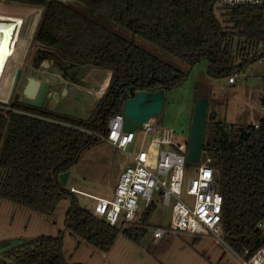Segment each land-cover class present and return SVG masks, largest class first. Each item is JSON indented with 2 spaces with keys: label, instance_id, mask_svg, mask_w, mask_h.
Returning a JSON list of instances; mask_svg holds the SVG:
<instances>
[{
  "label": "trees",
  "instance_id": "16d2710c",
  "mask_svg": "<svg viewBox=\"0 0 264 264\" xmlns=\"http://www.w3.org/2000/svg\"><path fill=\"white\" fill-rule=\"evenodd\" d=\"M7 1L41 6L31 43L52 52L58 63L84 67L86 77L96 84L93 88H106L87 117L19 100L10 107L0 105V197L49 215L60 199L70 200L63 230L0 242V264H87L66 256L65 232L106 251L119 227L81 205L77 194L61 184L60 174L78 161L82 150L102 140L97 134H107L108 120L122 111L126 98L137 90L180 86L187 73L101 26L75 4L99 13L101 20L110 18L188 65L206 59L207 74L213 78L237 75L264 57V46L259 49L264 5L228 6L221 0ZM261 87L264 107V75ZM201 95L209 99L205 92L196 97ZM48 101L46 105L54 107ZM201 158L209 160L223 196L224 240L238 253L245 248L253 252L263 241L256 224L264 220V118L228 122L209 108ZM153 209L150 202L137 221L146 224ZM123 233L139 241L143 229L132 226Z\"/></svg>",
  "mask_w": 264,
  "mask_h": 264
},
{
  "label": "rangeland",
  "instance_id": "374dc122",
  "mask_svg": "<svg viewBox=\"0 0 264 264\" xmlns=\"http://www.w3.org/2000/svg\"><path fill=\"white\" fill-rule=\"evenodd\" d=\"M75 7L96 18L101 26L132 39L148 52L187 73L186 80L182 85L164 91L161 112L153 119L155 128L145 135L142 147L146 146L151 135L167 127L174 130V142H179L182 139L187 140L194 102L200 92L209 95L208 110L209 108L214 109L220 119L228 122L246 123L257 122L260 118H264V107L260 104L264 57L235 75L234 82H230L227 77L213 78L207 74L208 61L206 59H202L194 65H188L155 44L134 35L110 18L99 19L96 15L100 14L89 7L77 3ZM42 11L41 6L0 0V13L6 14V16L19 15L23 18L14 54L0 80V105L3 102H16L17 100L27 103H31V100L36 102L39 97L42 98L41 96L44 95L43 89L48 88V85H53L52 82L55 81V78L60 80L59 85L65 87L68 84L65 80L80 83L84 81V77L88 76L89 72H84V69L80 67L82 72L79 73V79L73 78L76 68L67 63H58L52 52L35 47L31 43ZM260 48H262V44L259 45ZM17 67L21 68L20 79L12 95L8 97L13 74ZM94 67L105 71L102 67ZM57 73L65 80L60 79ZM48 74H50L49 77ZM29 86L31 87L28 90ZM33 86H37L36 89ZM61 90L64 93L65 89L62 88L59 91ZM76 92L79 91L76 90ZM56 95L60 96V94ZM39 103L44 104L46 101L41 99ZM57 106L65 112L76 113L71 103L61 101ZM136 133L137 137L134 143L128 146V150L132 153L141 147L143 138L141 128H138ZM166 147L170 146L166 145ZM203 160L200 158V163ZM131 163L132 160L126 152L102 139L82 150L78 161L68 170L65 186L67 188L73 186L84 192L109 197L113 194L121 171ZM195 170L196 166L187 167L183 188L187 179L195 174ZM77 196L81 205L90 210L93 209L95 204L93 198L82 194H77ZM69 203L68 197L60 199L53 213L49 215L33 211L26 206L0 197V242L10 239H32L40 235H57L59 230L64 229V218ZM151 203L154 209L147 223L140 224L137 221L143 211L142 205H140L132 222L121 221L117 224L119 232L106 251L95 247L77 235L65 232L64 250L66 256L71 262L87 264H239V256L224 240L222 232L220 239H216L210 233L194 235L178 230H170L159 237H154L155 227L167 228L169 226L171 203L164 204L156 192L151 195ZM132 226L143 229L139 241L130 239L123 233L124 228Z\"/></svg>",
  "mask_w": 264,
  "mask_h": 264
},
{
  "label": "built area",
  "instance_id": "2783aa9c",
  "mask_svg": "<svg viewBox=\"0 0 264 264\" xmlns=\"http://www.w3.org/2000/svg\"><path fill=\"white\" fill-rule=\"evenodd\" d=\"M221 2L228 6L264 5V0ZM234 76L228 78L230 82H234ZM16 102L3 104L10 107L11 103ZM153 119L141 123L139 129L143 130V138L141 147L135 153L129 151L128 146L134 143L137 129L133 131L124 129L122 111L110 117L106 135L97 134L126 152L132 160V163L121 171L111 196H98L75 187H70V190L93 198L95 204L92 213L111 225L121 221L132 222L140 205L144 210L151 202V195L156 192L164 204L171 203V217L167 228H154V237H159L170 230H178L194 235L210 233L216 239H220L223 196L218 190L213 167L208 159L201 163L198 160L195 174L187 179L183 188L187 169L185 158L187 140L174 142V130L167 127L156 131L146 146L142 147L145 135L155 128ZM256 227L260 230L263 241L253 252L250 248H245L240 253L235 251L240 258L239 264H264V220L259 221Z\"/></svg>",
  "mask_w": 264,
  "mask_h": 264
},
{
  "label": "water",
  "instance_id": "95a60500",
  "mask_svg": "<svg viewBox=\"0 0 264 264\" xmlns=\"http://www.w3.org/2000/svg\"><path fill=\"white\" fill-rule=\"evenodd\" d=\"M21 68L14 71L8 97L12 95L14 88L20 79ZM164 102V90H137L133 96L124 100L122 105L123 126L125 130L133 131L140 127L141 123L159 115ZM31 103L39 105L37 101ZM40 106V105H39ZM209 99L206 95L198 96L195 99L190 128L186 142V162L189 165L197 166L202 156L205 137V127L208 115ZM68 170L60 174L59 180L65 185Z\"/></svg>",
  "mask_w": 264,
  "mask_h": 264
},
{
  "label": "crops",
  "instance_id": "0c3cea01",
  "mask_svg": "<svg viewBox=\"0 0 264 264\" xmlns=\"http://www.w3.org/2000/svg\"><path fill=\"white\" fill-rule=\"evenodd\" d=\"M1 14H3V13H1ZM64 64H66V63H64ZM70 66L76 68V70H74L76 72H75L73 78L79 79L78 78L79 73H80V71L82 72V70H80V69L81 68L84 69V67L80 68V67H76L74 65H70ZM49 75L50 74H48V77H49ZM57 75L59 77H61L59 75V73H57ZM109 75H110V73H109ZM108 78H109V76H108ZM62 79L65 80L63 77H62ZM56 80H57V78H55V82H52L53 83L52 86L48 85L47 86L48 88L45 87L43 89L44 95L41 96L42 98L39 97L38 100H36V101L42 107H45V108H48L51 110H55V111H59L62 113H66V114H71V113L65 112L63 109H60V107H58L57 104L61 101H64L65 103L68 102L69 104L71 103V105L74 107L73 110L76 112V113H73L71 115H75V116H79V117H87L91 113V111L94 108L97 100L99 99V97L102 95V93L104 92V90L106 88L105 87L104 90L93 88V86L96 84L92 83L90 76H89V78L84 77V79H83L84 81L80 82V80H78L80 83H76V82L71 81V80H68V81L65 80L68 83V84L65 83L66 84L65 87H63L62 85H60V87L59 86L53 87L55 85L54 83L60 82V81H58V80L56 81ZM107 83H108V80H107ZM30 87L31 86H29L27 89L29 90ZM62 88L65 89L64 93L62 90L59 91ZM51 89H53V90H51ZM76 90H78L79 92H76ZM29 94H30V91H29ZM56 94H60V96H57ZM94 97H95V99L93 100ZM41 99L44 100V102L46 101V103L40 104L39 101H41ZM48 100H51L53 102L54 107L46 105V104H49V102H50ZM71 187H73V186H71ZM94 195H96V194H94Z\"/></svg>",
  "mask_w": 264,
  "mask_h": 264
},
{
  "label": "bare ground",
  "instance_id": "6f19581e",
  "mask_svg": "<svg viewBox=\"0 0 264 264\" xmlns=\"http://www.w3.org/2000/svg\"><path fill=\"white\" fill-rule=\"evenodd\" d=\"M22 24L23 18L21 16H6L5 14L0 13V28H3L7 32L6 38L5 34L3 32H0V41H4L2 47H0V80L2 78L6 66L8 65L10 59L14 54L16 41L18 39L19 30Z\"/></svg>",
  "mask_w": 264,
  "mask_h": 264
},
{
  "label": "snow or ice",
  "instance_id": "6c2138e0",
  "mask_svg": "<svg viewBox=\"0 0 264 264\" xmlns=\"http://www.w3.org/2000/svg\"><path fill=\"white\" fill-rule=\"evenodd\" d=\"M0 32H3L5 34V38L7 37V32L3 28H0ZM4 41H0V47H2Z\"/></svg>",
  "mask_w": 264,
  "mask_h": 264
}]
</instances>
